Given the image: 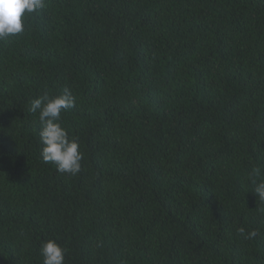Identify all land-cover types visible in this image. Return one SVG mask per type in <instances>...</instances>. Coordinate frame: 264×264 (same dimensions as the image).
<instances>
[{
  "label": "trees",
  "instance_id": "16d2710c",
  "mask_svg": "<svg viewBox=\"0 0 264 264\" xmlns=\"http://www.w3.org/2000/svg\"><path fill=\"white\" fill-rule=\"evenodd\" d=\"M0 41V264H264V0H45ZM68 89L83 153L45 163ZM255 230L250 240L237 234Z\"/></svg>",
  "mask_w": 264,
  "mask_h": 264
},
{
  "label": "clouds",
  "instance_id": "9594fccd",
  "mask_svg": "<svg viewBox=\"0 0 264 264\" xmlns=\"http://www.w3.org/2000/svg\"><path fill=\"white\" fill-rule=\"evenodd\" d=\"M45 8V0H0V41L10 36L22 33L25 28L27 14L37 13ZM76 99L71 91L65 89L63 94L50 96L47 91L40 97L33 99L30 111L36 113L39 110V137L43 145L41 156L45 163H54L61 174L77 175L81 171L83 153L75 139L69 138L67 129L62 126L61 114L63 111L74 108ZM262 175L259 167H253L251 177L259 178ZM253 179L254 193L258 199L264 202V179ZM258 211L264 214V208ZM238 235L244 239L255 238L258 233L255 230L248 231L241 227ZM66 249L54 239H49L41 245L43 264H65Z\"/></svg>",
  "mask_w": 264,
  "mask_h": 264
}]
</instances>
